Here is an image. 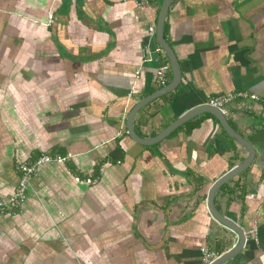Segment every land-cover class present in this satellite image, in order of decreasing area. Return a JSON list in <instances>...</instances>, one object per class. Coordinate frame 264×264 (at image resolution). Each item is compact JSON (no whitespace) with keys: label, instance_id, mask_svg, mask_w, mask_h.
I'll list each match as a JSON object with an SVG mask.
<instances>
[{"label":"crops","instance_id":"0c3cea01","mask_svg":"<svg viewBox=\"0 0 264 264\" xmlns=\"http://www.w3.org/2000/svg\"><path fill=\"white\" fill-rule=\"evenodd\" d=\"M162 4L0 0V198L18 162L69 157L40 168L19 214L0 218V264H202L201 248L237 244L207 196L248 153L217 119L203 113L151 145L127 131L132 108L159 89L166 59L149 29ZM164 34L181 82L136 114L135 132L153 138L221 94L259 97L229 109L257 153L215 203L247 234L223 264H264V0H173ZM87 175L96 184L76 182Z\"/></svg>","mask_w":264,"mask_h":264},{"label":"water","instance_id":"95a60500","mask_svg":"<svg viewBox=\"0 0 264 264\" xmlns=\"http://www.w3.org/2000/svg\"><path fill=\"white\" fill-rule=\"evenodd\" d=\"M172 2L173 0H163V4H162L161 11L159 14L158 22H157V29H156L157 41L160 47L165 52L168 58V61L170 63V66H171L172 80L166 86L157 89L152 94H150L149 96L139 101L132 108V110L130 111L127 117V123H126L127 131L130 137L137 143L144 144V145L156 144L164 140L173 131H175L178 127L184 125L186 122L200 116L203 113H209L217 119L219 124L225 130V132L240 147H242L248 153L246 159L241 164L234 166L230 171L225 173L222 177H220L218 180H216L213 183V185L209 189L208 196H207V207L212 217L219 224L232 230L235 234H237V237H238V242L232 249L219 255L211 263V264H223L224 262L235 257L243 249V247L246 244L247 234L245 233V230L241 226H239L235 221L226 217L218 210L216 203H215L216 194L226 183H228L231 179H233L237 175L246 171L251 166V164L253 163L255 159L256 153H257L254 145L248 139H246L241 133L235 130V128L230 124L226 113L210 105H202V106L196 107L188 111L187 113L180 116L176 121H174L167 128H165L161 133H159L157 136L153 138L143 139L136 134L135 129H134V119H135L136 114L147 104L174 91L181 82V77H182L181 64L179 62V59L175 51L173 50L171 45L167 42L165 38V34H164V26L166 22V17H167V14H168V11H169V8Z\"/></svg>","mask_w":264,"mask_h":264},{"label":"built area","instance_id":"2783aa9c","mask_svg":"<svg viewBox=\"0 0 264 264\" xmlns=\"http://www.w3.org/2000/svg\"><path fill=\"white\" fill-rule=\"evenodd\" d=\"M128 1L133 2L136 7L145 9L150 4L151 0ZM49 19V22L52 23V14L49 15ZM149 30L152 34H155L156 32L154 28H150ZM156 51L159 52L164 59H166V61L161 62L158 66L155 78L157 86L159 88H162L166 86L170 81L171 66L168 62L165 52L160 46L157 47ZM258 98L259 97L256 94L250 93L248 91H236L211 97L207 101L206 105L218 108L224 113L228 114L229 109L233 105H241V102L243 103L245 101L255 103ZM68 160V156L42 154L33 161L25 160L18 162L15 167L19 176L18 183L11 195L0 198V218L5 215L16 216L17 214H19L27 197L30 180L39 171L40 168L51 163L65 165ZM75 180L76 182L86 183L88 185H94L97 182V179H95L92 175H87L85 179L76 176ZM201 254L202 264H211L219 256V254L210 251L206 247L201 248Z\"/></svg>","mask_w":264,"mask_h":264},{"label":"trees","instance_id":"16d2710c","mask_svg":"<svg viewBox=\"0 0 264 264\" xmlns=\"http://www.w3.org/2000/svg\"><path fill=\"white\" fill-rule=\"evenodd\" d=\"M168 59V58H167Z\"/></svg>","mask_w":264,"mask_h":264}]
</instances>
